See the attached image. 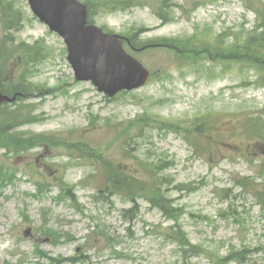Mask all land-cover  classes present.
Wrapping results in <instances>:
<instances>
[{
  "label": "rangeland",
  "instance_id": "rangeland-1",
  "mask_svg": "<svg viewBox=\"0 0 264 264\" xmlns=\"http://www.w3.org/2000/svg\"><path fill=\"white\" fill-rule=\"evenodd\" d=\"M78 1L152 77L104 97L26 0H0V75L26 96L0 115V264H264V140L245 128L264 68L230 56L264 0Z\"/></svg>",
  "mask_w": 264,
  "mask_h": 264
},
{
  "label": "water",
  "instance_id": "water-1",
  "mask_svg": "<svg viewBox=\"0 0 264 264\" xmlns=\"http://www.w3.org/2000/svg\"><path fill=\"white\" fill-rule=\"evenodd\" d=\"M27 1L40 21L64 39L77 81H91L109 97L122 90L137 89L147 81L148 71L124 53L117 36L86 25L83 5L75 0ZM11 101L0 94V104Z\"/></svg>",
  "mask_w": 264,
  "mask_h": 264
},
{
  "label": "trees",
  "instance_id": "trees-1",
  "mask_svg": "<svg viewBox=\"0 0 264 264\" xmlns=\"http://www.w3.org/2000/svg\"><path fill=\"white\" fill-rule=\"evenodd\" d=\"M91 23V21H89ZM255 31H260L259 33H250L244 40L243 44L240 46H235V50H233L230 54L231 57H236L237 60H245L248 63H251L253 65L259 66V68H264V56L260 57L259 59L256 58L257 53H264V15L261 17V24H259L257 27L254 28ZM160 44L164 47H166L168 50H178L180 57H183L184 54H186L188 51L185 50L182 46H180L178 43L180 42L177 39H168V38H159ZM127 43L129 46L132 45L133 51L135 53H141L140 48H134L136 44L133 45L134 41L131 39L127 40ZM151 45V44H147ZM202 52V51H201ZM217 51L215 50V53ZM258 59V60H257ZM261 83L264 84V75H260L258 77ZM18 93H23L20 88H17L12 91H5V94H18ZM8 106L2 105L0 106V115L8 114L6 111ZM9 121L11 123H15L13 118H10ZM247 127L252 131L253 137L256 139H261L264 140V119L262 117H253L250 118L249 120L247 119ZM10 129V126L7 125V127L4 129ZM3 130V131H4ZM3 133V132H2ZM107 179L111 183V189L114 194H127L131 195L133 190L138 189V190H144L143 186L141 185L140 182H138V179L133 177L132 175H127L124 176L125 179V186L128 187V190H125V186H121L118 183V178L112 177L110 174L107 173ZM69 198L72 199V195L69 194ZM152 201H156L158 207L162 208L165 212L168 211L169 206L167 204V201L165 198L161 195L159 190H155L152 195ZM155 203V202H153ZM190 251H193L195 253L194 249H191ZM68 261V260H67Z\"/></svg>",
  "mask_w": 264,
  "mask_h": 264
}]
</instances>
